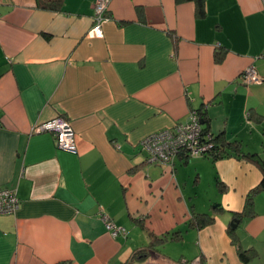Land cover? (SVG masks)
<instances>
[{
	"label": "crops",
	"instance_id": "0c3cea01",
	"mask_svg": "<svg viewBox=\"0 0 264 264\" xmlns=\"http://www.w3.org/2000/svg\"><path fill=\"white\" fill-rule=\"evenodd\" d=\"M96 1L55 13L0 0V190L19 200L0 215V264H244L239 250L264 264V191L253 216H234L264 179L238 156L264 159V82L241 81L248 67L264 80V0H205L203 17L191 1L105 0L110 20L92 38ZM199 109L238 153L147 163L140 142ZM57 117L73 153L31 133ZM202 214L211 224L189 227Z\"/></svg>",
	"mask_w": 264,
	"mask_h": 264
},
{
	"label": "built area",
	"instance_id": "2783aa9c",
	"mask_svg": "<svg viewBox=\"0 0 264 264\" xmlns=\"http://www.w3.org/2000/svg\"><path fill=\"white\" fill-rule=\"evenodd\" d=\"M108 5L105 0H97L93 7L92 27L88 36L101 38V28L110 20L106 15ZM242 84L245 86L259 85L264 80L258 75L253 67L246 68L241 74ZM31 133H49L54 137L56 147L66 152H75V134L64 117H57L49 122L36 125ZM140 149L146 154L149 164H157L162 167L173 169L174 161L178 157L186 160L207 156L214 148L212 136L205 134L198 113L191 111L186 123H180L159 132L152 133L144 138ZM19 208V200L14 190H0V215H12ZM100 218L106 232L112 237L126 236L124 228L117 227L110 217L100 209Z\"/></svg>",
	"mask_w": 264,
	"mask_h": 264
},
{
	"label": "trees",
	"instance_id": "16d2710c",
	"mask_svg": "<svg viewBox=\"0 0 264 264\" xmlns=\"http://www.w3.org/2000/svg\"><path fill=\"white\" fill-rule=\"evenodd\" d=\"M34 1H35V7L43 11L59 13L62 11L64 7V0H34ZM181 1L194 2L196 5V9H197L196 11L197 16L198 17L204 16L203 5H204L205 0H176V2H181ZM220 59H222V56L218 57L217 61H221ZM195 112L198 113L201 123L205 125L206 122L203 118L204 113L202 109L196 110ZM203 131L205 134H207L206 128H204ZM212 141L214 144V148L208 156H210L212 160L214 161L230 157L232 155L230 151L234 153H238V148L236 147V144H230L227 142H223L219 135L216 136L215 138L212 137ZM238 156H241L249 160L250 162L258 165L259 168L262 169V172H264V159L261 160L255 155H240L239 154ZM220 189L223 190V187L221 185H220ZM261 191H264V179H262L260 185L256 189H254L250 194H248V196L246 197L243 212L234 215L238 218V220H241L245 217H251L254 215L253 198L255 197V195H257V193ZM212 221H213V218H211L207 214L195 215L190 220L189 227L197 229V230H201L204 227L210 225ZM228 234L231 237L232 241H235L236 235L234 231L229 229ZM238 256L244 264H248L250 260L255 256V252L252 250H248V251L239 250Z\"/></svg>",
	"mask_w": 264,
	"mask_h": 264
},
{
	"label": "water",
	"instance_id": "95a60500",
	"mask_svg": "<svg viewBox=\"0 0 264 264\" xmlns=\"http://www.w3.org/2000/svg\"><path fill=\"white\" fill-rule=\"evenodd\" d=\"M237 224H238V221H237V220H234V221L230 224L231 229H232V230H235Z\"/></svg>",
	"mask_w": 264,
	"mask_h": 264
}]
</instances>
